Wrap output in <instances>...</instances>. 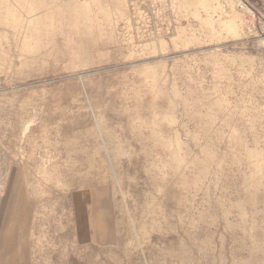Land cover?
I'll use <instances>...</instances> for the list:
<instances>
[{"label":"rangeland","instance_id":"rangeland-1","mask_svg":"<svg viewBox=\"0 0 264 264\" xmlns=\"http://www.w3.org/2000/svg\"><path fill=\"white\" fill-rule=\"evenodd\" d=\"M20 192L27 264H264V0H0V212Z\"/></svg>","mask_w":264,"mask_h":264},{"label":"crops","instance_id":"crops-1","mask_svg":"<svg viewBox=\"0 0 264 264\" xmlns=\"http://www.w3.org/2000/svg\"><path fill=\"white\" fill-rule=\"evenodd\" d=\"M20 196L4 200L0 212V264H27L32 204ZM96 190L78 189L70 196V223L77 248H103L108 243L107 210ZM27 255V256H26ZM63 264H81L70 255Z\"/></svg>","mask_w":264,"mask_h":264}]
</instances>
